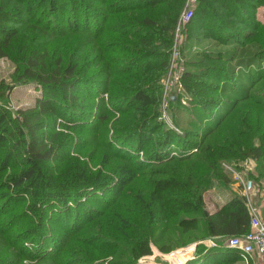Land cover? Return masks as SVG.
Listing matches in <instances>:
<instances>
[{
	"label": "trees",
	"instance_id": "1",
	"mask_svg": "<svg viewBox=\"0 0 264 264\" xmlns=\"http://www.w3.org/2000/svg\"><path fill=\"white\" fill-rule=\"evenodd\" d=\"M185 1L0 0V57L10 56L17 41L22 38L20 53L13 57L17 63V82H36L43 89L35 106L18 110L17 116L0 105V145L3 150L10 147L9 154L0 161V190H3V193L0 192V223H5L2 221L3 214L17 196V191L19 196L21 193L25 195L29 202L21 215L9 219L0 227V264H8L2 263L7 247H14L23 256L39 260L60 262L64 254L67 264L85 263L83 258L90 256L88 246L105 248L104 244L98 243L100 238L104 239L100 235L102 228L91 233V224L110 205L103 190H109L111 177L92 169L91 172L80 157L67 153L61 158L63 149L73 144L74 138L64 135L65 131H59L57 123L68 130L88 128L93 131L94 128L89 127L96 122L101 126L105 119L100 114H94L96 103L92 101L99 95L91 91L90 85L103 82L108 90V79L121 76L122 79L117 80L119 88L115 91V99L136 103V113H129L127 121L122 117L118 140L126 142L136 137L137 150H141L142 140L155 134L151 137L156 148L148 155L151 165L147 180L151 199H154L152 211L155 220L160 223L175 219L181 227L190 229L204 218L207 235L216 239L218 245L210 246V241L204 240L200 258L191 264H229L242 257L238 249L225 245L224 239L243 235L250 230V214L245 199L235 195L216 211H210L204 196L216 181L229 182L230 177L222 174L217 165L224 158L250 159L256 164L257 173L260 172V176L253 172L252 175L256 176L257 181L258 177L264 178L263 126L248 123V131L239 127L229 130L224 136L228 146L211 141L209 137L224 126L243 102L251 101L252 104L264 106V95L251 92L258 85L259 92H264V22L257 16L264 0L198 1L189 30H200L204 26L210 28L206 36L217 40L226 38V35L237 38L243 43L240 46L242 55L229 59L225 65L208 63L206 56L205 60L197 63L196 69L187 67L182 82L188 107L182 103L181 94L176 104H172L171 119L175 126L172 127L164 121H153L150 107L158 106L161 102L162 80L169 69L174 31ZM215 3H220V10L225 9L226 13L214 8ZM159 6L165 15L158 18L149 9ZM66 16L74 18V29H60L57 25ZM78 25H84L85 29H80ZM217 25L224 31L215 33ZM72 33L91 37L92 41L83 40L79 54L74 60L67 61L62 54L51 51V42L53 38ZM81 50L87 51L88 55L81 54ZM113 51L125 57H112L110 53ZM205 52H201L202 56H205ZM124 62L129 64L124 65ZM94 67L96 69L93 71ZM212 72H216V78L224 73L225 81L222 84L209 82L208 74ZM124 77L127 81H123ZM209 86L215 95L207 97L208 91L204 87ZM241 88L242 93L237 95ZM231 93L237 97L216 125L207 130L217 109L232 99L229 96ZM0 96L3 99L9 97L3 85H0ZM97 99L105 105L104 96ZM128 112L129 108L120 113L125 115ZM199 114H203V118ZM76 116L81 118L77 119ZM235 136L243 138L240 147L244 150L231 148ZM58 137L60 140H57ZM194 137L199 141L196 142ZM112 143L110 146L115 147V153L120 151V145L116 147ZM86 147L80 148L84 150ZM16 149L18 156H14ZM199 150L201 153L197 155L195 152ZM62 159L66 168L61 169ZM129 159L136 167L135 159ZM176 159H191L196 164L200 163L199 168L186 179L167 173L165 163ZM55 162L58 163L57 167L52 166ZM10 168L16 169L2 177ZM131 178L126 177L122 182L128 186ZM5 189L8 191L4 193ZM83 192L88 195L82 196ZM100 206L103 209H99ZM192 212L195 214L182 216ZM262 212L264 217V207ZM25 218V225L17 234L7 235ZM123 229L119 227L116 237L123 238ZM83 235L88 237L83 239ZM79 243H83V246L77 249L80 254L76 255L71 249L79 248ZM138 248L134 247L135 261L130 259L125 264H139L137 257L151 253L149 239H145L141 249ZM169 248L162 247L166 251ZM187 263L190 264V261Z\"/></svg>",
	"mask_w": 264,
	"mask_h": 264
},
{
	"label": "rangeland",
	"instance_id": "2",
	"mask_svg": "<svg viewBox=\"0 0 264 264\" xmlns=\"http://www.w3.org/2000/svg\"><path fill=\"white\" fill-rule=\"evenodd\" d=\"M198 5V3L195 5L194 11L197 10ZM185 6L186 1L183 8L181 9V16L185 11ZM263 6H260L259 8L261 19H264ZM160 8L161 6L150 8L149 11L152 13V15L158 18L163 17L165 15V11L161 10ZM214 8H218L219 10L222 9L220 3H215ZM220 11H224L226 13L227 10L224 9ZM190 21L183 23L179 29L177 26L178 23L175 27L169 67L173 62V45H175L177 39H179L178 49L180 55L176 57L178 59L175 61V65L182 67L183 74L187 67L196 69V65H198L197 63L201 60H205L206 56V62L208 63H220L225 65L229 61V59L233 60L234 57H239L242 55L240 46L243 45V43H241V41H239L237 38H230L226 35V38L222 36V39L217 40L215 37H210V35L206 36L210 32V28H205L204 26H201L200 30H189ZM260 21L264 22L262 20ZM57 25L60 29L64 27L74 29L76 27L74 18L71 19L70 16L62 18L61 22H59ZM105 25L108 26L109 23H105ZM78 26L80 27V29H85L84 25ZM215 31V33L221 31V26L217 25ZM223 31L224 30H222L221 32ZM107 38H105V41ZM227 38L229 39L227 40ZM83 40L91 42L92 38L76 33L67 34V36L60 38H53L51 42L53 44L51 46V51H55V54H62L67 61L68 59L74 60L76 55L79 54V48L83 44ZM22 45L23 39L20 38L16 43V48L11 51L10 56L0 57V85H3L9 93L8 98H0V105H4L10 112L16 113L15 116H17V112L20 109L34 107L36 104V99L41 96L43 90L36 82H17V63L13 57L16 56V54L19 55ZM203 51H207L205 52V56H202L201 54V52ZM81 54L86 56L88 55V52L82 51ZM110 55L116 58L125 57L124 54H118L115 51L111 52ZM92 56H90L89 59H91ZM214 57H218L219 59H215ZM127 64L129 63L124 62V65ZM95 69V67L92 68L93 71ZM169 70L170 68L167 72L168 75L170 74ZM88 73L91 72L89 71ZM215 73L216 72H212L208 74L209 76L207 75L209 79L208 81L222 84L226 79L225 74L222 73L220 77L216 78ZM167 74L162 80L163 88L160 105L150 107V118L153 121L157 119V122L164 121L167 123V125L173 127L174 122H172L173 120L171 119L173 107L172 104H176L175 102L181 94L182 103L185 104V106L188 107L189 101L187 100V95H185L184 93V85L182 82L183 74L181 75V78H179V81L166 91V84L164 85V83L166 77L168 76ZM120 79H122V76L108 79V90H106V83L103 82H94L95 85H90V87H92L91 91H93V93L105 97V105H102V101L97 99V97L99 96L95 97V99H92V101L96 103L94 104L93 108L94 114H96V116L100 114L101 117L105 119L101 126L99 125V122H96L94 126L89 127L94 128L93 131L88 128H84L83 130H80L78 128L68 130L66 126H62L57 123V129L59 131H65L66 134L64 132V135H72V137L74 138V143L67 145L63 149L61 158L64 157L67 153L73 155V157H80L84 165H88L90 171L92 169V171L94 172L104 173L105 175H108V177L110 176L111 178L109 179V181H112V185L108 186L109 190H103L104 196L108 197L110 201V205L106 208L101 216H96L94 223L91 224V227L93 228L91 233L97 232L98 230H100V227L102 228V233L100 235L104 239L100 238L98 243L104 244L105 248L94 245L88 247L85 246L89 248L88 253L90 256L83 258L85 260V263L80 264H125V262L130 259L135 261L134 247L139 246L138 250L141 249V244H144L145 239L147 238L149 239V247L151 249V253L148 255L137 257V263L188 264L187 262L190 261L191 264L192 262L197 261L195 259L200 258L203 242H211V240H213V237H209L207 235L204 218H201V221L195 227L190 229L181 227L178 224V221L175 219L160 221V223L155 220V213H153L152 211V209L154 210V199H151L150 187L147 183V180L149 179L148 173L150 171L151 165L149 161L151 159L148 158V155L153 149L156 148V144L154 143L153 138H151L154 137L155 134H152L153 136L151 135V137L149 136L148 138L142 140L143 147L141 150H137L138 138L136 137L127 140L126 142L118 140V137L120 135L119 128L122 123V117H125L124 119L125 121H127L130 117L129 113H136V103L129 101L119 102L117 97L115 99V96L117 95L115 91L119 88L117 86V83L119 81L117 80ZM124 79H126L127 81L126 77L123 78V81ZM204 88H206L204 89L205 91H208L207 97L215 95L212 94L210 86ZM258 88L259 85L254 86L251 92L255 93L256 95H264V92L261 91V94ZM242 90V88L238 90L237 95L242 93ZM120 95L121 94L119 93L118 96ZM229 96L232 99H230V101L224 102L217 109L215 115L211 119V122L207 125V130L216 125L219 119L226 113V111L230 107L233 99L237 97L233 93L229 94ZM101 105L104 108L103 111L101 109ZM128 108L129 112L125 115H122V113H120L123 109ZM86 113H88V111H86ZM200 116L203 118V114H199V117ZM76 117L77 119L81 118V116ZM246 120H248L249 122H245ZM231 123H233V125ZM248 123L255 126L262 125L263 127L261 129V132L264 133V106L252 104L251 101L243 102L230 115V117L224 123V126L217 131H214L209 139H211V141H217L225 146H228V144L225 142L224 136L228 134L229 130H235V127L246 130L249 127ZM194 129L196 131L198 130V128ZM97 136L99 137V139L97 138ZM133 139L135 140V142ZM193 139L196 142L199 141V139L196 137H194ZM57 140H60V137H58ZM233 140L235 141V143L234 146H231V148L235 149L236 151L244 150L243 147H240L241 143L243 142V138L235 136ZM109 141L110 143L113 142L112 144H114L116 147L117 144H119L120 148H118L120 149V151H117V153H115V147L113 145L110 146ZM256 141L260 142L259 140ZM85 146L87 147L82 150ZM5 147H7V145ZM80 147H82V149ZM79 148L81 150H79ZM9 151L10 147L4 148L3 150L2 145H0V161H2L3 157L9 154ZM14 152V156H16L19 151L18 149H16ZM195 153H198L197 155H200L201 151L199 150ZM129 157L135 159L134 162L136 163V167L132 165V161L131 159H129ZM15 161L17 162L18 159ZM243 161H245V159H242L240 157L224 158L221 159L217 164L220 172H222V174L224 175H228L230 177V180L229 182L218 180L210 189L205 192L204 198L206 201V206L210 211H216L222 204H224L235 195H239L245 198L238 183L232 177V167L236 169H242V167L239 165ZM199 164L200 163L196 164L195 161L191 159H176L175 161H171L170 163H165V167L167 173H174L177 176L186 179L197 172L196 170L199 168ZM57 165L58 163L56 162L52 164V166L55 167H57ZM137 167L140 169H138ZM62 168H66L64 160L63 166H61V169ZM14 169L16 168H10V170H7L6 172H4V175H2V177L8 176V173H12ZM209 172L210 171H207L206 173ZM252 172L253 174H258L260 176V172L257 173L256 171V164L250 166V170H248V175L246 176H249L254 180L253 200H255L254 202L262 207L263 210L264 178L258 177L257 181L256 176L252 175ZM129 176L130 178L132 177L131 184L126 186V184H124V182L122 181H125V178ZM7 191L8 190L5 189L4 193ZM0 192L3 193V190H0ZM18 193L19 192L17 191V196L10 202L9 206L6 208L5 213L3 214L2 221H4L5 223L9 219L16 218L17 215H21L22 211L26 210L29 206L27 197L22 193L19 196ZM87 195L88 194L86 192L82 193V196L84 197H86ZM101 208L103 209V206L99 207V209ZM193 213L194 212L188 214L185 213L182 216L192 215ZM25 222L26 218L21 224H19V222L11 230H9L7 235L17 234L23 228ZM5 223H0V227L2 225H5ZM127 224H129V226H125ZM130 224L133 225V228H131ZM120 226L121 228H124L123 231L125 233L123 234V238L116 237V233L118 232ZM82 237L84 239L88 236L83 235ZM214 241L216 242L217 240L214 239ZM82 246L83 243H79V248L71 249V251L76 255H79L80 253L77 249H80ZM162 247L170 248L168 251H166L163 250ZM102 248L103 250H101ZM5 251L6 252L2 257V263L67 264L64 262V260L67 258V256H64V254L62 260L58 262L53 260H39V258L33 259V257H28L26 255L23 256V254L14 247H7L5 248ZM229 264L247 263L243 262L242 258L240 257Z\"/></svg>",
	"mask_w": 264,
	"mask_h": 264
},
{
	"label": "built area",
	"instance_id": "3",
	"mask_svg": "<svg viewBox=\"0 0 264 264\" xmlns=\"http://www.w3.org/2000/svg\"><path fill=\"white\" fill-rule=\"evenodd\" d=\"M198 1L199 0H186L185 11L182 16L180 15L178 20V29L183 23L191 20L194 15V7ZM178 41L179 39H177L175 45H173V62L169 67L170 74H167L168 76L164 83V85L166 84V91L175 85L183 74L182 67L175 65V61L178 59L176 57L180 55ZM251 165H255V163L250 159H246L239 165L242 169L232 167V177L241 188L246 205L249 209L250 230L243 235L229 236L224 240L225 245L228 247L238 249L246 261H253V264H264V217L261 212L262 207L257 205L254 202L255 200H253L254 180L246 176L248 175L247 172L250 170ZM216 245H218V243L217 241L215 242L213 238L210 242V246Z\"/></svg>",
	"mask_w": 264,
	"mask_h": 264
},
{
	"label": "crops",
	"instance_id": "4",
	"mask_svg": "<svg viewBox=\"0 0 264 264\" xmlns=\"http://www.w3.org/2000/svg\"><path fill=\"white\" fill-rule=\"evenodd\" d=\"M263 7H264V6H263ZM263 7H262V8H263ZM259 8H260V7H259ZM259 8H258V13H257V15H258V19L264 21L263 18H262V19L260 18ZM262 8H261V9H262ZM261 9H260V10H261ZM263 10H264V9H263ZM263 13H264V12H263ZM262 15H263V14H262ZM241 258H242L243 262H245V263H247V264H248V263L253 264V261H249V262H248V261H246L243 257H241Z\"/></svg>",
	"mask_w": 264,
	"mask_h": 264
}]
</instances>
